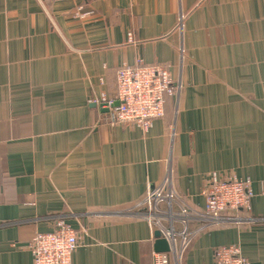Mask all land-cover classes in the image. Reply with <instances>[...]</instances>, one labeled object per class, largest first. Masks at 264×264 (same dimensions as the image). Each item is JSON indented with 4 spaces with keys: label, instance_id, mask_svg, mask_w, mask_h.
<instances>
[{
    "label": "crops",
    "instance_id": "0c3cea01",
    "mask_svg": "<svg viewBox=\"0 0 264 264\" xmlns=\"http://www.w3.org/2000/svg\"><path fill=\"white\" fill-rule=\"evenodd\" d=\"M138 59L182 84L148 132L93 104ZM169 169L199 210L209 172L249 180L255 220L158 252L168 264L231 244L264 264V0H0V264H33L32 237L60 219L84 231L73 264H153L156 231L129 211Z\"/></svg>",
    "mask_w": 264,
    "mask_h": 264
},
{
    "label": "built area",
    "instance_id": "2783aa9c",
    "mask_svg": "<svg viewBox=\"0 0 264 264\" xmlns=\"http://www.w3.org/2000/svg\"><path fill=\"white\" fill-rule=\"evenodd\" d=\"M90 14L83 5L74 11V17L78 19H85ZM184 19L185 14L181 12L177 28L183 27ZM129 40L132 41L131 34ZM181 89L182 84L173 79L169 69L138 59L134 64L124 63L118 68L115 97L102 94L94 102L109 108L111 125L135 126L148 132L154 121L164 116L166 96L176 98ZM115 101H119L118 106H114ZM169 176L165 175L160 183L151 186L132 212L146 219L155 231H160L176 258H180L202 231L223 223H240L239 212L251 209L250 181L232 172L211 171L207 174L202 188L206 205L201 210L184 199H176ZM192 223L196 226L191 228ZM83 235L84 231L73 228L64 219L58 220L51 231L35 233L29 243L33 264H73L72 254ZM167 255L153 253V264H168ZM214 263L250 264V261L240 245L231 244L215 247Z\"/></svg>",
    "mask_w": 264,
    "mask_h": 264
},
{
    "label": "water",
    "instance_id": "95a60500",
    "mask_svg": "<svg viewBox=\"0 0 264 264\" xmlns=\"http://www.w3.org/2000/svg\"><path fill=\"white\" fill-rule=\"evenodd\" d=\"M93 104H94V106H97V103H93ZM118 105H119V101H115L114 106H118ZM102 106L103 105L100 104V107H102ZM102 110L104 112H109L108 107H105V108L102 107ZM155 237H156V240L154 243V247H155V250L157 252H168V251H170L169 243H168L166 238L161 236L160 231L155 232Z\"/></svg>",
    "mask_w": 264,
    "mask_h": 264
},
{
    "label": "rangeland",
    "instance_id": "374dc122",
    "mask_svg": "<svg viewBox=\"0 0 264 264\" xmlns=\"http://www.w3.org/2000/svg\"><path fill=\"white\" fill-rule=\"evenodd\" d=\"M173 134H174V130H173ZM170 175L169 177H170V187H171V189L173 190V192L175 193V197H176V199L177 200H179V201H182L181 199H183L182 198V196L176 191V189L174 188V186H173V182H172V171H171V169H169V170H167L166 171V173H165V175ZM164 175V176H165ZM135 208H131V210L129 211V213H132V210H134ZM242 211H240L239 212V215H240V213H241ZM250 219H252V217H248V216H246V217H243V216H241L240 215V222H242V221H249Z\"/></svg>",
    "mask_w": 264,
    "mask_h": 264
},
{
    "label": "trees",
    "instance_id": "16d2710c",
    "mask_svg": "<svg viewBox=\"0 0 264 264\" xmlns=\"http://www.w3.org/2000/svg\"><path fill=\"white\" fill-rule=\"evenodd\" d=\"M171 98H174V97L167 95L166 98H165V99H166V101H165V114H166L167 102H168V100L171 99ZM165 114H164V116H165ZM164 116H163V117H164Z\"/></svg>",
    "mask_w": 264,
    "mask_h": 264
}]
</instances>
